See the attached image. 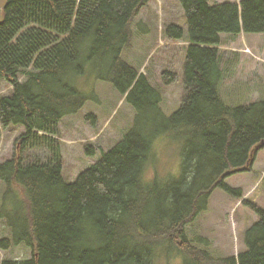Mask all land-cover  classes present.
Listing matches in <instances>:
<instances>
[{
	"label": "trees",
	"instance_id": "1",
	"mask_svg": "<svg viewBox=\"0 0 264 264\" xmlns=\"http://www.w3.org/2000/svg\"><path fill=\"white\" fill-rule=\"evenodd\" d=\"M149 1L7 0L0 83L12 88L0 96V129L18 125L25 134L0 164L5 195L17 197L18 188L21 206L14 218L0 217L9 233L0 250L8 251L13 239L31 256L0 264H155L162 253L181 254L182 264H264V209L252 208L257 220L244 231L245 249L237 257L213 256L206 240L194 243L185 233L215 189L240 196L225 179L251 171L253 152L264 147V99L244 106L226 102L218 49L222 35L264 34V0H178L187 34L174 24L164 31L168 40L186 43L184 92L168 118L160 109L162 96L123 57L132 23ZM96 60L107 64L96 79L128 93L133 127L66 184L53 136L64 117L84 107L87 99L74 83ZM170 75L167 84L174 80ZM160 138L180 144V173L149 180ZM260 184L264 189V176Z\"/></svg>",
	"mask_w": 264,
	"mask_h": 264
},
{
	"label": "rangeland",
	"instance_id": "2",
	"mask_svg": "<svg viewBox=\"0 0 264 264\" xmlns=\"http://www.w3.org/2000/svg\"><path fill=\"white\" fill-rule=\"evenodd\" d=\"M242 0H208L210 5L223 3L239 4ZM178 0H150L134 19L131 30V44L123 57L135 70H140L149 84L162 96L160 109L166 118L176 112L183 97V65L186 57V43L165 37V27L174 24L185 35L187 24ZM219 49L222 58L223 78L220 85L221 96L231 106H244L264 99V34L236 37L222 35ZM105 62H92L83 75L74 83L77 90L86 97L83 108L72 116H66L58 124L57 136L62 158V175L66 184L74 183L78 175L97 163L101 153L112 149L133 127L135 110L110 83L96 79L97 72H105ZM167 72V74H163ZM174 79L169 84L167 75ZM174 76V77H173ZM10 87L0 83V94L7 96ZM259 101V100H258ZM0 164L11 158L16 148V140L25 134L18 125L1 128ZM86 147L93 150L89 155ZM261 148V147H260ZM103 151V152H102ZM31 153H35L31 151ZM254 154L251 171L233 174L225 183L240 196H232L221 189H215L208 199L206 209L190 225L185 227L188 239L198 243L206 240L210 253L216 257H237L245 249L243 234L247 227L257 220L253 207L264 209V189L260 184L264 176V147ZM180 144L165 138L154 142L152 164L147 168L149 180L176 178L180 173ZM16 188V187H15ZM17 197L5 195V185L0 182V217L14 218V212L21 209ZM20 198V197H19ZM3 219V218H2ZM0 219V240L7 238L8 228ZM11 232V231H10ZM8 251L0 250V260H25L31 250L25 245L15 246L10 239ZM206 248L205 243H199ZM155 264H182V255L167 256L162 253ZM186 264H189L186 262Z\"/></svg>",
	"mask_w": 264,
	"mask_h": 264
},
{
	"label": "water",
	"instance_id": "3",
	"mask_svg": "<svg viewBox=\"0 0 264 264\" xmlns=\"http://www.w3.org/2000/svg\"><path fill=\"white\" fill-rule=\"evenodd\" d=\"M7 5V0H0V24L3 22L2 11L5 9ZM263 144L259 145V148L262 147Z\"/></svg>",
	"mask_w": 264,
	"mask_h": 264
}]
</instances>
